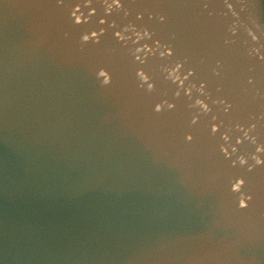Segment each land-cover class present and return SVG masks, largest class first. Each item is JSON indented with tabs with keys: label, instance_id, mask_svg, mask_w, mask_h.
Wrapping results in <instances>:
<instances>
[{
	"label": "water",
	"instance_id": "water-1",
	"mask_svg": "<svg viewBox=\"0 0 264 264\" xmlns=\"http://www.w3.org/2000/svg\"><path fill=\"white\" fill-rule=\"evenodd\" d=\"M0 264H264V0H0Z\"/></svg>",
	"mask_w": 264,
	"mask_h": 264
}]
</instances>
